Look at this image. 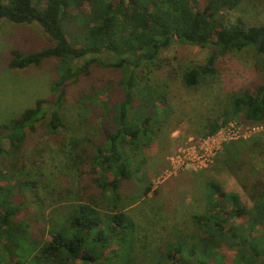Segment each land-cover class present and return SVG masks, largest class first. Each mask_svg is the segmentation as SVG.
I'll list each match as a JSON object with an SVG mask.
<instances>
[{
	"label": "trees",
	"instance_id": "16d2710c",
	"mask_svg": "<svg viewBox=\"0 0 264 264\" xmlns=\"http://www.w3.org/2000/svg\"><path fill=\"white\" fill-rule=\"evenodd\" d=\"M243 1L255 0H0V19L37 22L52 41L31 53L12 49L9 66L22 69L50 58L57 60L52 98H38L8 122L0 123L5 130L0 136V264L135 261L131 249L136 223L125 210L119 185L146 165L143 149L153 142L150 125L157 122L151 106L165 108L164 96L139 82L143 73L138 69L152 65L173 41L210 49L204 64L183 69L181 81L186 87L208 82L215 73V59L229 51L252 48L264 57V23L246 24L241 17L226 21L224 12ZM71 22L79 27L74 37ZM103 53L111 54L110 58L102 61L96 57ZM85 56L89 58L83 65L71 64ZM92 63L122 72L120 98L104 102L106 110L98 115L100 142L63 134L68 130L61 111L65 87L80 73H88ZM259 71L260 80L229 97L222 119L206 125L204 135L233 119L264 126V60ZM37 125L46 135L59 138L65 166L75 171V185L66 188L59 184L55 191L61 201L68 202L59 219L45 212L52 194L48 190L43 194L44 173L35 166L34 154L25 152L27 131L35 132ZM260 154H264V130L222 144L213 161L234 176L252 205L246 206L238 192L205 181L211 192L208 205L203 213L191 216L201 236L190 242L179 234L184 240L174 242L173 260L169 261V254L162 255L167 264H177L176 252L181 250L204 257L201 263L208 264L221 246L240 250L232 264H264V180L254 161ZM7 178L14 183L9 184ZM149 192L146 184L142 197Z\"/></svg>",
	"mask_w": 264,
	"mask_h": 264
},
{
	"label": "rangeland",
	"instance_id": "374dc122",
	"mask_svg": "<svg viewBox=\"0 0 264 264\" xmlns=\"http://www.w3.org/2000/svg\"><path fill=\"white\" fill-rule=\"evenodd\" d=\"M70 11L76 12L73 8ZM224 13L228 22L241 17L246 24L264 23V0H255L254 3L243 1L237 8ZM69 30L74 37L79 27L71 22ZM51 44L49 36L37 22L16 23L0 19V123L8 122L23 109L32 106L38 98L51 99V84L56 76L55 58L44 60L38 66L11 68V50L16 48L22 53H31ZM209 54V48L173 41L158 53L152 65H143L138 69V73H143L139 82L162 94L165 108L159 104L151 106L157 122L150 125L154 133L153 142L143 149L146 165L119 185V191L125 195V210L136 223L133 233L135 241L131 249L135 261L131 264H167L162 255L169 254V261L173 260L174 257L170 258V255L174 254V242L182 239L178 237L179 234L190 242L201 236V229L191 216L203 213L208 205L211 192L207 191L205 181L211 180L226 191L238 192L246 206L252 205L249 195L234 176L219 168L216 161L204 169H186L161 178L169 168V155L177 147L190 136L204 135L202 130L206 131V125L222 119L229 97L260 80L259 66L264 57L257 55L252 48H244L218 56L214 62L215 73L208 82L186 87L181 81L183 69L191 64H204ZM110 55L103 53L96 57L106 61ZM88 58L72 60L71 64L81 66ZM88 69V73H80L75 81H68L65 87L61 111L68 130L63 134L66 137H89L100 142L103 136L97 130L98 115L106 110L104 102L111 103L120 98L118 82L122 72L96 63H92ZM107 126L113 129L111 124L107 123ZM3 133L5 130L0 129V136ZM27 134L25 152L27 155L34 154L37 159L35 166H39L37 169L44 173L42 180L46 187L43 194L46 190L52 194V198L48 196L45 212L53 219H59L67 211L68 202L61 201L55 191L59 184L66 188L75 185V171L65 166L66 159L59 146V138L46 135L41 125L36 126L35 132L27 131ZM3 146H7L4 138ZM169 147L172 148L170 154ZM254 161L264 180V154L258 155ZM3 167L7 172L6 164ZM8 183L14 182L8 179ZM146 184L150 192L142 197ZM187 241L185 244L188 245ZM239 251L238 248L232 250L221 246L208 264H232ZM176 255L177 264H202L204 258L191 256L188 251L182 250Z\"/></svg>",
	"mask_w": 264,
	"mask_h": 264
},
{
	"label": "built area",
	"instance_id": "2783aa9c",
	"mask_svg": "<svg viewBox=\"0 0 264 264\" xmlns=\"http://www.w3.org/2000/svg\"><path fill=\"white\" fill-rule=\"evenodd\" d=\"M262 130H264L262 124L253 122L245 124L233 119L221 125L213 133L200 137L190 136L183 145L177 147L169 155V168L164 171L161 178L186 169L207 168L213 163V159L223 143L239 138H248Z\"/></svg>",
	"mask_w": 264,
	"mask_h": 264
},
{
	"label": "crops",
	"instance_id": "0c3cea01",
	"mask_svg": "<svg viewBox=\"0 0 264 264\" xmlns=\"http://www.w3.org/2000/svg\"><path fill=\"white\" fill-rule=\"evenodd\" d=\"M171 147H172V146H171ZM171 147H169V154H170L171 151H172V150H171V149H172ZM212 167H213V166H212ZM192 172H195V171H192ZM205 172H206V171H205ZM205 172H204V173H205ZM204 173H203V174H204Z\"/></svg>",
	"mask_w": 264,
	"mask_h": 264
}]
</instances>
